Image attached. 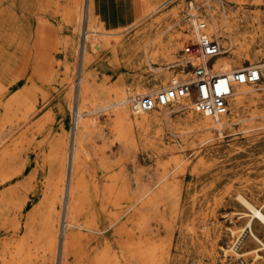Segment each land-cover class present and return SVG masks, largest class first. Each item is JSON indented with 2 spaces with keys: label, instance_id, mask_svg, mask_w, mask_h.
<instances>
[{
  "label": "rangeland",
  "instance_id": "obj_1",
  "mask_svg": "<svg viewBox=\"0 0 264 264\" xmlns=\"http://www.w3.org/2000/svg\"><path fill=\"white\" fill-rule=\"evenodd\" d=\"M188 1L102 0L96 24L111 33L101 35L110 41L83 65L79 41H83L88 0L0 3V12L11 20L16 32L8 52L4 50L0 56L4 88L0 95V264L5 260L41 264L48 258L47 264H57L66 234L73 240L70 264H98L97 258L105 252H116L121 264H134L138 242L154 251L142 264H258L253 263L252 254L225 253L224 248L229 249L239 234V253L257 245L246 226L249 215L244 212L248 209L236 194L242 193L255 204L264 197V17L257 18L259 12L264 13V4L211 0L241 22L237 34L250 43L249 54L234 67L252 63L262 70L261 79L252 83L255 95L246 99L239 111L241 120L225 127L222 134L216 127L203 129L189 123L188 115L196 111L177 102L158 108L157 112H168L169 117L148 127L133 123L125 129L115 122L114 107L95 109L87 102L86 108L93 110L83 117L94 120L88 131L81 121L78 127L76 124L78 78L83 68L99 74L91 78V94L114 98L118 94L112 90L114 85L126 89L129 99L138 85L154 92L170 85L172 75L177 79L189 76L178 65L170 67L162 58L150 63L143 51H134V44H143L158 32L164 39L169 32L179 33L182 45L175 51L174 61L181 60L182 47L193 36L186 34L182 19L190 17ZM204 1L195 0L200 12ZM175 8L178 13L173 12ZM126 15L134 20L127 23L122 19ZM18 28L25 31L23 40L28 43L24 50L18 48ZM122 43L129 45L126 52ZM38 61L42 66L35 76ZM167 73L170 76L164 81ZM25 85L40 88L47 97L35 115L20 100L18 91ZM39 98L42 101L41 94ZM62 108L65 114H61ZM47 111L52 124L43 123L44 129H37L35 118ZM130 113L132 118L138 116L133 110ZM63 135L66 144L61 150ZM78 138L84 160L76 201L80 210L75 224H70L63 201L68 180L60 179L59 165L63 156L66 162L69 157L70 163ZM164 171L166 177L160 178L158 174ZM163 184L167 193L162 198ZM144 190H148L145 199H149L134 202ZM47 218L56 219L58 229L53 255L46 254L51 244L45 231ZM91 218L95 220L92 231L88 228ZM254 221L253 228L264 238L263 226ZM28 228L38 239L27 236ZM19 241L25 247L16 253ZM261 253L264 255V250Z\"/></svg>",
  "mask_w": 264,
  "mask_h": 264
},
{
  "label": "bare ground",
  "instance_id": "obj_2",
  "mask_svg": "<svg viewBox=\"0 0 264 264\" xmlns=\"http://www.w3.org/2000/svg\"><path fill=\"white\" fill-rule=\"evenodd\" d=\"M2 1L4 0H0V3H2ZM204 3H205L204 8L202 9L201 12L198 11L197 15L198 17L200 16V18L206 21L208 32L218 37L223 47L221 53L213 61V65H214L213 71L216 73H222V72L231 71L238 67H241V68L244 67V65H238V67H234V64L236 63L238 64V61L242 58L243 55L249 54V48H250V43L244 40V35L242 36V35L237 34V29L240 26L241 22L239 20H234L233 18L228 16V14L225 11H223L218 6L217 3H213L211 2V0H205ZM254 3L256 5H262L264 4V0H254ZM87 6H88V11H87V16H86V22L85 24L84 22L82 23V26H84L83 31L81 32L83 34V41L82 43H80L79 41V46L82 49V65L84 64V62L89 61L90 56L94 52L100 51L103 45L109 43L110 41L109 38H103V36L101 35L111 34L110 32H104L100 30L98 28V25L96 24L97 15H99V9H98L96 0H88ZM0 10H1V7H0ZM173 12L178 13L177 8H175ZM263 17H264V13L259 12L257 14L258 19H262ZM79 18L80 17H78V20ZM182 19H185V26L187 30L186 34H189V33L192 34V27L196 23V18L195 17L186 18L184 16ZM2 20H4V23L0 25V56L1 54H5L6 51L4 52V50H7L8 52L7 48L10 47L13 43L12 37L14 36L16 37L15 30L11 28V20L6 18L3 15V13L0 12V22ZM78 26L79 25H77L76 27L78 28ZM17 35H18V43H19L18 48H21L22 50L26 49L28 42L23 40V37L25 36V31H23L22 28H18ZM180 35L181 34L179 33L169 32L168 37L164 39L162 32H158L153 37H149L148 39H145L143 44L141 43L139 45L134 44V51L136 50L143 51L146 54L148 62L150 63L152 61H156L162 58L165 61H167L166 63L168 64V66L170 67L175 66L178 63L183 62L182 59L181 60L179 59L176 62L174 61V57H175L174 53L178 49V47L182 45V40L179 37ZM121 49L124 52H126L129 49L128 43L123 44L121 46ZM31 50L32 49H30V51ZM30 53L26 54V58H30L29 56ZM223 53H229V55H225V54L223 55ZM230 55L233 58H235V60L230 59V57H228ZM45 59L47 60V62H52V59L49 57H46ZM38 62L40 63V61ZM41 66H42L41 63L40 64L36 63V66H35L36 72L34 71L35 76L39 73ZM181 72L185 73V71L183 70H181ZM95 74L99 75L98 73H91L86 68H83L79 75L77 102H76V114H75L77 127H78L79 121H81L82 126H84L86 131H88V128L91 126V122H93L94 120L93 117H85V116L83 117V114H86V113L88 114L91 110H93V109L86 108L87 102L95 105L96 106L95 109H108L110 107H114L115 108L114 110L115 111V117H114L115 122L117 123V125L123 128L127 126L130 127L132 126L133 123H134V126L144 128L146 126L148 127L154 122H159L163 120L164 118L169 117L168 112H164V113L157 112L158 108H156L151 111H146V112H142L139 114L135 113V115L137 114L138 116H135L132 118L131 113H130V110L132 111V109L130 107L129 99L126 96L128 92L126 89L125 90L118 89L120 88L118 85H114V86L112 85L113 86L112 90H114L115 92L116 91L118 92V94L116 95L117 97L115 98L108 94H105L106 96L103 97L98 94L90 93L91 86L93 84V81H91V78H93L92 76ZM169 76L170 75L167 73L164 77V81H166L169 78ZM17 78L19 80L21 77L18 76ZM170 79H171V83L172 81L177 80L176 74L172 75ZM1 83L2 81H0V95L3 94L2 92L4 90V88L1 86ZM148 89H149L148 87H144L143 85H138L137 87H134V92L144 93V92H148ZM18 92L20 95L19 97L21 98L20 100L23 101V104H25L29 113L30 112L34 113V115H35V112L38 111L40 107L47 101V97L45 98L44 92L40 88L34 85L33 86L32 85L22 86L20 91ZM255 93H256L255 87L252 85V82L236 83L234 86L233 94L229 99V109L231 108V111L230 112L228 111L226 114H223L218 119H215L212 116H209L204 112L196 111L191 99H180L177 101V103L178 105L183 106V107H186V106L193 107V111H196L197 114L190 113L188 115L187 121L189 123L199 125L203 129H211L213 127H216L222 134L223 129L225 127L227 128L228 126L231 127L233 124L241 120L239 117V111L242 107V104L244 103L246 99L252 98L255 95ZM40 94L43 98L42 101L39 98ZM163 107H167V106H163ZM65 113H66V110L62 108L61 114H65ZM48 115L49 114L47 111L43 115H40V116L38 115L35 118L34 122H35V126L37 127V129L41 127L43 123L46 125H48V123L52 124L53 117H49ZM41 128L44 129V127H41ZM49 130L51 131V127L49 128ZM65 144H66V141L63 135V137L60 139L61 150L64 149ZM75 144L76 145L73 147V152H72L70 163H69V157H68V161L66 162V157L63 156L60 158V165H59L60 166L59 167L60 179L63 180L64 178H66L68 180L67 181L68 186L63 194V201L66 204V211H65L66 220H67V223H70V224H73V223L75 224L76 222L75 218L77 216V213L80 210L78 209L76 205V201L78 199L79 191H80L79 190L80 189L79 174L83 166L82 163H84L83 162L84 160L83 161L81 160L82 159L81 155L83 154V150H82L79 138L77 139ZM166 174H167L166 171H164V172L159 173L158 175L160 176V178H164L166 177ZM161 188H162V191L160 193V196L162 198L166 197V193H167L166 185L163 184ZM261 191L263 192V196H264V182L262 184ZM147 192L148 190L147 191L144 190V192H141L139 195H137L134 198V202L143 200V198L144 200H148L149 199L148 197H147L148 199H145L146 196L148 195ZM236 195L238 199L241 201V203L244 206H246L248 209L247 211L244 212L249 215L246 221V226L248 228L250 238L257 245L245 251L244 253H239L237 251V244L239 240H241V236H242V234L241 235L239 234L237 235V237L234 238V240H232L230 248L229 249L224 248V251L225 253H227L230 250L239 255L252 254L253 263L257 262L258 264H264V255L261 253V251L264 250V238H262L257 233V231L253 228L254 220L255 221L257 220L258 222H260L264 228V197L262 198V200H260L258 204H255L252 200H250L249 198H247L245 195H243L240 192H238ZM53 200L55 202L58 201L57 199H54V198ZM158 201H160V199ZM3 215H4V218L6 219V214L3 213ZM92 216L94 217V214H92ZM55 221L56 219H50V218L49 219L47 218L45 221L46 223L45 231L47 232L48 237L51 240V244L46 247L47 248L46 254H50V255H53L55 252L54 244L56 242L57 231H58V229L55 226ZM94 221L95 220L91 218V220L88 223V228L90 231L95 230ZM230 229H231V235H234L235 230L232 228ZM25 233L29 237L32 236L38 239L37 237L38 234L37 235L33 234L30 231V228L26 229ZM72 243H73V240H72L71 235L66 234L65 238L62 240V248H61V253H60V264H70L68 260H69V254L71 252ZM24 247H25V243L23 241L22 242L19 241V244L16 247L17 249L15 250L16 253L22 252ZM153 256H154V251L150 249L149 247L143 246L140 242L134 245V264H142L143 259L147 257H153ZM97 259H99L97 261L98 264H121V261H119V259L117 258L116 252H109V254L108 252L102 253ZM48 261H49V258L43 261L41 264H47ZM4 264H18V263L14 262L13 260H9V261L5 260ZM151 264H153V262Z\"/></svg>",
  "mask_w": 264,
  "mask_h": 264
},
{
  "label": "built area",
  "instance_id": "obj_3",
  "mask_svg": "<svg viewBox=\"0 0 264 264\" xmlns=\"http://www.w3.org/2000/svg\"><path fill=\"white\" fill-rule=\"evenodd\" d=\"M197 7L195 0L188 1L187 14L195 17L196 23L192 27L193 36L182 47L183 62L177 64L180 70L190 72L189 76L178 78L154 92L134 93L129 98L134 113L169 106L180 99H191L196 111L218 119L229 111V99L236 83H254L261 79L260 67L251 64L228 72L213 71V61L223 47L218 37L208 32L206 21L198 17ZM57 262L60 264V258Z\"/></svg>",
  "mask_w": 264,
  "mask_h": 264
},
{
  "label": "crops",
  "instance_id": "obj_4",
  "mask_svg": "<svg viewBox=\"0 0 264 264\" xmlns=\"http://www.w3.org/2000/svg\"><path fill=\"white\" fill-rule=\"evenodd\" d=\"M97 2V6H98V9H99V15L101 14V3H102V0H96ZM122 19L124 21H127V23H129L130 21H132V19L134 20V17L130 18L128 17V15L122 17Z\"/></svg>",
  "mask_w": 264,
  "mask_h": 264
}]
</instances>
